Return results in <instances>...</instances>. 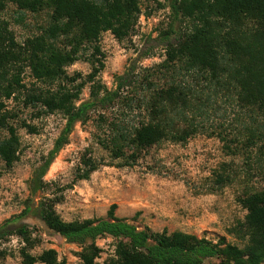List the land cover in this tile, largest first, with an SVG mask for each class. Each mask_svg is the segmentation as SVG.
<instances>
[{"label": "trees", "instance_id": "obj_1", "mask_svg": "<svg viewBox=\"0 0 264 264\" xmlns=\"http://www.w3.org/2000/svg\"><path fill=\"white\" fill-rule=\"evenodd\" d=\"M168 2L172 24L157 36L163 59L150 67L131 64L114 76L108 90L98 79L104 67L100 37L109 32L117 41L131 38L141 15L140 0H0V12L8 5L15 8L17 23H24L27 15L44 16L35 33L22 42L0 19V130L6 134L0 139V162L10 168L18 159L16 125L33 129L8 108V102L20 100L24 110L57 113L64 119L52 148L30 174L23 209L0 224V244L12 236L23 244L22 264H65L51 249L36 256L29 253L38 239L23 222L26 218L39 220L66 243L79 245V264H98L94 242L102 237L116 241L113 257L103 264H203L209 259H216V264L264 263V187L244 190L237 198L246 214L228 234L242 247L225 237L213 242L181 231L139 229L118 218L114 205L105 218L65 222L47 193L44 177L76 124L90 122L95 144L110 159L131 167L154 146L183 144L204 131L201 119H208L212 105L225 98L245 112L248 123L239 140H226L221 134L218 138L239 144L245 164L254 159L264 167V0ZM151 52L140 54V59ZM79 60L90 65V72L84 77L69 75L66 68ZM26 68L33 80L29 87L22 79ZM85 85L89 96L82 101ZM224 147L237 154L228 144ZM101 165V158L84 154L76 180L89 179ZM236 175L222 164L211 175L209 193L232 183ZM2 255L0 251V260Z\"/></svg>", "mask_w": 264, "mask_h": 264}, {"label": "rangeland", "instance_id": "obj_2", "mask_svg": "<svg viewBox=\"0 0 264 264\" xmlns=\"http://www.w3.org/2000/svg\"><path fill=\"white\" fill-rule=\"evenodd\" d=\"M140 7L141 15L131 38L117 41L109 32L100 37L104 67L98 79L108 90L113 88L114 76L121 75L131 64L150 67L163 59V43L157 36L168 24H172L169 2L140 0ZM43 18V14L36 17L27 15L24 23H17L12 5L0 12V19L8 22L18 42L34 34ZM174 27L177 30L179 24H174ZM147 50L152 51L150 56L140 59V54ZM90 70V65L83 60L66 68L69 75L77 73L81 77ZM22 79L27 87L33 83L27 68L22 73ZM88 96L89 86L85 85L80 99L86 100ZM225 100H218L212 105L208 119H201L204 131L183 144L163 142L154 146L131 167L110 159L108 153L95 144L92 137L94 128L90 122L76 124L68 144L60 150L44 177L48 183L47 193L55 199V209L60 218L65 222L105 218L114 205L118 218L127 219L139 229L147 227L168 233L181 231L213 242L225 237L228 243L242 247V243L229 235L228 230L237 221L243 220L246 214L237 202L242 192L264 187V167L254 159L245 164L239 144L222 142L218 138L217 135L221 134L226 140H239L243 126L248 123L245 112ZM8 108L33 129L31 132L16 125L20 141L18 159L10 168H5L0 162V224L23 209L30 174L52 148L64 125L61 114L38 115L35 110L22 109L20 100L8 102ZM5 135L0 130V139ZM226 144L237 154H229L224 147ZM84 154L101 158L104 165L89 179L76 180L79 161ZM222 164H228L237 175L232 183L209 193L211 175ZM23 222L33 228V236L38 239L37 246L29 251L31 255L51 249L56 252L59 262L80 263L78 253L82 248L79 245L66 243L37 219L26 218ZM115 244L116 241L110 237L95 240L94 245L99 249L95 261L103 264L111 259ZM21 247L23 244L15 236L0 244V251L3 252L0 264H22L19 255ZM216 262V259H209L203 264Z\"/></svg>", "mask_w": 264, "mask_h": 264}]
</instances>
